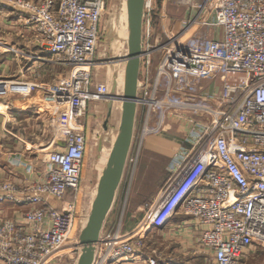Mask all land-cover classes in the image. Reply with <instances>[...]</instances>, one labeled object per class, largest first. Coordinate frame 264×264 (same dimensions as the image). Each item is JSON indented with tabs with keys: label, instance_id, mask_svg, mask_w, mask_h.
<instances>
[{
	"label": "built area",
	"instance_id": "1",
	"mask_svg": "<svg viewBox=\"0 0 264 264\" xmlns=\"http://www.w3.org/2000/svg\"><path fill=\"white\" fill-rule=\"evenodd\" d=\"M170 4L187 11L176 33L166 24ZM105 6L106 0H0V10L32 33L40 54L66 68L50 86L0 78V100L42 90L50 134L38 149L40 166H29L36 178L22 187L0 182V203L27 207L18 218H0V264L77 263L88 107L119 102L93 77ZM140 59L139 144L177 122L184 132L166 186L135 229L125 231L120 221L100 234L92 264H165L146 238L178 212L199 231L198 246L212 264H246L264 253V0H145ZM218 73L219 94L214 83L202 84Z\"/></svg>",
	"mask_w": 264,
	"mask_h": 264
},
{
	"label": "crops",
	"instance_id": "2",
	"mask_svg": "<svg viewBox=\"0 0 264 264\" xmlns=\"http://www.w3.org/2000/svg\"><path fill=\"white\" fill-rule=\"evenodd\" d=\"M166 13V24L172 33H176L182 20L187 16V11L182 7L179 8L170 4L167 6ZM123 42L127 45V39L124 38ZM124 49V51L120 50V52L112 54L110 57L99 55L98 60L113 61L115 66L112 64L107 66L106 64L107 68L105 70L104 66L99 65L97 67L96 65L93 70L94 81L103 80L108 85L110 92L118 94L116 96L119 97H123L127 69V63L122 60L127 53V48L124 47ZM38 55H41L42 58L38 59L36 57ZM65 72L66 68L52 62L50 55L40 54L39 48L33 44L32 33L24 28L17 15L0 10V78L50 86L61 78ZM142 76L145 77L143 68L140 69L139 79H142ZM41 95L42 90L35 88L28 94L17 93L0 100V182L11 181L16 186L22 187L28 181L37 177L34 171L29 170V166L35 168L40 166L41 155L38 149L50 141L47 114L41 108ZM87 116L85 159L89 151L94 148L95 168L99 179L110 158L119 132L122 118L121 105L115 101L91 102ZM98 123L99 127L97 126ZM166 133L168 132L165 131L160 136L166 137ZM180 139L181 137L172 141L170 138H149L145 142V147L159 153L167 152L172 158L180 145ZM166 140L170 142H166ZM107 141L109 145L105 147ZM133 141L121 183L105 218L101 230L102 234L112 232L120 221L125 231H132L140 221V218H135L136 214L133 213L137 209L141 210L142 204L145 202L140 203V201L134 202L135 199L133 200L134 207L128 209L131 214L129 221H127L126 212L128 190L136 172L135 163L139 162V160H129L132 156ZM169 144H172V146H168ZM170 161L143 160V169H162V173L158 175L160 179L152 186L153 191L147 195V199L144 198L146 203H151L168 183L170 177L168 165ZM123 179H125L124 183ZM140 181L142 185L145 183L143 179ZM114 205L116 208H114ZM26 208L24 204L7 200L0 203V218H18ZM142 210L144 209L142 208ZM190 223L191 220L188 216L178 212L164 228L156 230L166 236L165 245L167 244L166 248L169 250L165 251L166 253L163 252L165 264H202L203 249H200L197 243L199 231L191 227ZM154 231H149L146 239H150ZM148 244L150 246L151 243ZM122 264L145 263L136 259L135 261L122 262Z\"/></svg>",
	"mask_w": 264,
	"mask_h": 264
},
{
	"label": "rangeland",
	"instance_id": "3",
	"mask_svg": "<svg viewBox=\"0 0 264 264\" xmlns=\"http://www.w3.org/2000/svg\"><path fill=\"white\" fill-rule=\"evenodd\" d=\"M179 13V12H178ZM181 14V11H180ZM100 40L97 46L96 51V65L97 67L99 65L104 66L103 68L106 70V64L107 66H110L111 64L114 65L115 63L113 61L109 60H98L99 55L101 57H110L112 54H116L117 52H120V50H123L124 47L127 48V45L124 44L123 40L127 39V16H126V3L125 0H106V6L104 13L101 18L100 22ZM125 50V49H124ZM123 50V51H124ZM115 66V65H114ZM155 66V65H154ZM154 66H151V69L154 68ZM101 69V67H100ZM152 72V70H151ZM150 72V74H151ZM144 79V76L141 77ZM103 81V80H102ZM211 83L215 84L216 93L219 94L220 88L222 85L221 81V74L218 73L214 79H206L202 81V84L207 88ZM120 104V103H119ZM141 107H137L138 115H137V121L135 124V134H134V143H133V151L132 156L129 158V160H139L136 165V172L135 176L133 178V182L130 185L129 188V194L126 201V212H127V221L130 220V213L128 212V209L130 207H134V202L140 201V203H144L141 206V210H136L133 214L135 215V218H141L144 214V209L146 207V200L147 195L153 191L152 186L153 184L157 183V181L160 179L158 178V175L162 173V169H155V168H149L143 169V160H171L170 155L167 152L159 153L157 151H154L152 149H146L145 142L149 138H167L171 139L172 141L175 139H179L182 136V133L184 132V128L180 122H177L175 124H172L171 129L167 130L166 137L159 136H150L147 137L142 144L140 145L138 142V139L136 137L137 128L139 126V118H140V109ZM89 109V107H88ZM88 113V111H87ZM88 120V119H87ZM99 127V123L97 125ZM102 132V131H101ZM166 142H170L169 140H166ZM109 143L105 144V147H108ZM168 146H172V144H169ZM174 146V145H173ZM40 150H38L39 152ZM135 152V154H134ZM42 157L41 152L39 153ZM137 159H136V156ZM95 150L94 148L89 151V154H87V157L85 159V168L83 172V187L82 191L79 192V194L82 193V204L84 207L81 208L79 217V223L81 225L85 226L87 222V218L91 209L92 200L96 193V187L98 182V172L95 168ZM143 169V170H142ZM155 169V170H154ZM127 178V177H126ZM144 180L145 183L142 185V182L140 180ZM139 180V182H138ZM125 179H123L124 183ZM123 185V184H122ZM142 185V187H141ZM120 190V189H119ZM131 196V197H130ZM79 197V195H78ZM143 198V199H142ZM145 198V199H144ZM84 201V203H83ZM142 201V202H141ZM82 205V206H83ZM132 205V206H131ZM114 208L116 206L114 205ZM131 224V223H130ZM166 236H164L160 231H154L152 234V237L150 239H147V244H150V248H156L158 249L162 254L163 252L166 253L168 250L166 248L165 242H166ZM149 245V244H148ZM172 246V245H171ZM166 251V252H165ZM169 253V252H168ZM202 264H212L210 261V256L208 253L203 250L202 251ZM264 261V253L258 252V254L253 257H251L246 264H262ZM72 259H65L61 264H72Z\"/></svg>",
	"mask_w": 264,
	"mask_h": 264
},
{
	"label": "water",
	"instance_id": "4",
	"mask_svg": "<svg viewBox=\"0 0 264 264\" xmlns=\"http://www.w3.org/2000/svg\"><path fill=\"white\" fill-rule=\"evenodd\" d=\"M145 0H125L127 16V53L122 58L127 63L125 88L127 100L120 103L121 124L110 158L97 182L96 193L85 226L79 234L81 253L76 264H92L94 248L121 183L129 150L132 145L136 114L137 90L142 55V24Z\"/></svg>",
	"mask_w": 264,
	"mask_h": 264
},
{
	"label": "trees",
	"instance_id": "5",
	"mask_svg": "<svg viewBox=\"0 0 264 264\" xmlns=\"http://www.w3.org/2000/svg\"><path fill=\"white\" fill-rule=\"evenodd\" d=\"M156 21H158L157 18H156ZM81 200H82V193L79 194L78 201H77V203H78L77 214H78V215H80V212L82 211L81 208L84 207V205L82 204V201H81ZM83 203H84V201H83ZM82 205H83V206H82Z\"/></svg>",
	"mask_w": 264,
	"mask_h": 264
},
{
	"label": "bare ground",
	"instance_id": "6",
	"mask_svg": "<svg viewBox=\"0 0 264 264\" xmlns=\"http://www.w3.org/2000/svg\"><path fill=\"white\" fill-rule=\"evenodd\" d=\"M114 99H115L116 101H119V102H122V101H124V100H127L124 96H123V97H119V96H116V95H114Z\"/></svg>",
	"mask_w": 264,
	"mask_h": 264
}]
</instances>
